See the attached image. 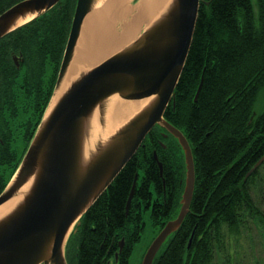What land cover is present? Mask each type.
I'll list each match as a JSON object with an SVG mask.
<instances>
[{
    "label": "trees",
    "instance_id": "obj_1",
    "mask_svg": "<svg viewBox=\"0 0 264 264\" xmlns=\"http://www.w3.org/2000/svg\"><path fill=\"white\" fill-rule=\"evenodd\" d=\"M20 1L0 0V14ZM75 1L59 0L0 39V192L52 95ZM262 89L264 0H199L173 103L163 112L191 148L193 193L180 227L168 236L153 264H213L215 253L225 250L226 237L237 239L250 221L264 230V178L257 168L250 171L264 154V109L253 114ZM184 173L176 139L153 126L70 233L68 264H128L144 227L143 210H149L156 234L176 216ZM253 190H258L256 198Z\"/></svg>",
    "mask_w": 264,
    "mask_h": 264
},
{
    "label": "water",
    "instance_id": "obj_2",
    "mask_svg": "<svg viewBox=\"0 0 264 264\" xmlns=\"http://www.w3.org/2000/svg\"><path fill=\"white\" fill-rule=\"evenodd\" d=\"M58 1L22 0L12 5L0 14V39ZM96 2L76 0L53 93L25 154L0 193V205L18 197L0 216V264H68L64 248L69 234L155 125L174 137L182 150L184 185L176 216L151 241L141 264L153 263L189 211L194 187L191 148L182 132L163 118V112L172 102L186 60L199 0H169L136 38L93 65H79L67 86L57 93L76 55L84 18ZM113 96L146 100L110 134L88 143L94 119L103 124ZM263 161L264 154L250 171ZM136 180L137 175L126 212ZM190 241L191 237L188 246ZM122 245L121 239L119 250Z\"/></svg>",
    "mask_w": 264,
    "mask_h": 264
},
{
    "label": "bare ground",
    "instance_id": "obj_3",
    "mask_svg": "<svg viewBox=\"0 0 264 264\" xmlns=\"http://www.w3.org/2000/svg\"><path fill=\"white\" fill-rule=\"evenodd\" d=\"M168 1L138 0L134 7H130L127 0H109L106 6L92 14L89 13L90 15L87 14L84 18L85 29L82 32L76 55L70 63L57 93L67 86L70 77L76 73L79 65H93L116 48H121L132 41L139 31L137 27L145 24L146 20L156 17ZM29 18L28 16L21 22ZM114 22L116 23L114 24ZM116 24L119 27V32L114 30ZM145 100H127L113 96L106 106L103 124L99 122L98 118L94 119L88 143L93 144L97 138L110 134L118 125L139 110ZM17 199L16 196L1 204L0 216L10 210Z\"/></svg>",
    "mask_w": 264,
    "mask_h": 264
},
{
    "label": "rangeland",
    "instance_id": "obj_4",
    "mask_svg": "<svg viewBox=\"0 0 264 264\" xmlns=\"http://www.w3.org/2000/svg\"><path fill=\"white\" fill-rule=\"evenodd\" d=\"M109 0H97L96 5L90 12L92 14L94 11L101 9L106 6ZM130 3V7H134L138 0H127ZM89 14V15H90ZM152 20V19H151ZM146 20L145 24L137 27L138 33L136 38L150 23L151 21ZM117 22V21H116ZM114 22V24L116 23ZM85 29V24L83 23L79 41L75 50V54L82 38V32ZM116 32L120 31L119 27L115 26ZM119 49L116 48L115 50ZM114 50V51H115ZM113 51V52H114ZM106 57V56H105ZM104 58V57H103ZM264 109V89H262L253 104V114L257 115ZM258 171L260 175L264 178V163L259 167ZM252 193L254 197H257L258 190H253ZM262 209L264 211V184L262 187ZM142 220L144 223L143 230L141 232L140 239L133 244L131 254L128 259V264H141L143 255L149 246L150 242L156 235L157 229L152 225V220L150 219L149 210H143ZM259 224L254 221L247 223L246 227L241 229V234L237 239L227 238L225 240V250L221 251L219 254L215 253L213 264H264V230L258 226ZM68 260L70 257L68 256Z\"/></svg>",
    "mask_w": 264,
    "mask_h": 264
},
{
    "label": "flooded vegetation",
    "instance_id": "obj_5",
    "mask_svg": "<svg viewBox=\"0 0 264 264\" xmlns=\"http://www.w3.org/2000/svg\"><path fill=\"white\" fill-rule=\"evenodd\" d=\"M23 130H25V129L22 128L21 131H23ZM17 132H19V130H17L16 133H17ZM27 147H28V144L26 145V149H27ZM26 149H25V151H26Z\"/></svg>",
    "mask_w": 264,
    "mask_h": 264
}]
</instances>
